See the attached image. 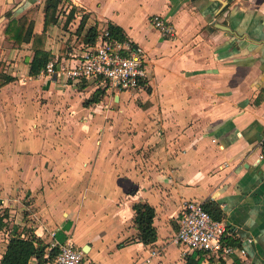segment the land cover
I'll return each mask as SVG.
<instances>
[{"label":"crops","instance_id":"obj_1","mask_svg":"<svg viewBox=\"0 0 264 264\" xmlns=\"http://www.w3.org/2000/svg\"><path fill=\"white\" fill-rule=\"evenodd\" d=\"M44 7L45 0H0V76L14 77L0 86V208L9 209L10 227L34 231L49 244L47 251L71 240L87 264H264V0L62 3L46 31V61L80 51L90 28L99 33L110 24L125 34L114 37L140 45L147 55L145 88L106 93L120 108L104 112L106 95L85 104L93 84L31 76L33 40L14 47L8 38L10 19L29 11L34 33H42ZM155 14L172 23L175 35L161 34ZM16 83L20 91L12 92ZM39 88L59 99L65 121L56 125L62 129L38 127L40 106L24 107V96ZM133 96L144 104L123 105ZM44 116L51 124L57 120ZM64 191L67 204L60 198ZM69 192L78 193L70 197L72 207ZM88 199L91 213L98 208L102 217L81 218ZM187 199L217 204L229 238L236 239L231 245L246 253L216 260L177 244L173 237ZM137 202L155 207L154 242L138 238ZM9 238L10 230L0 229V259Z\"/></svg>","mask_w":264,"mask_h":264},{"label":"built area","instance_id":"obj_2","mask_svg":"<svg viewBox=\"0 0 264 264\" xmlns=\"http://www.w3.org/2000/svg\"><path fill=\"white\" fill-rule=\"evenodd\" d=\"M152 21L163 36L175 35L174 26L161 14L153 15ZM40 72L48 77L64 76L74 82L86 79L96 88H105L107 94L143 89L149 76L143 48L129 40L113 37L109 27L99 31L94 42L83 44L80 51H73L61 59H48ZM205 202L183 201L173 240L188 251H200L207 258L216 260L227 259L235 252L245 254L246 249L226 242L230 234L229 223L223 218H215L205 208ZM56 244V255L47 264H87L84 251L71 240Z\"/></svg>","mask_w":264,"mask_h":264},{"label":"trees","instance_id":"obj_3","mask_svg":"<svg viewBox=\"0 0 264 264\" xmlns=\"http://www.w3.org/2000/svg\"><path fill=\"white\" fill-rule=\"evenodd\" d=\"M66 1L67 0H45V19L42 33H34L33 11L25 13L20 18L15 17L10 19L6 26L5 32L8 38L13 41L14 47H21L23 42H30L33 40L34 55L29 63L31 76H37L46 61V31L51 24L57 22L60 5ZM73 13L74 9H72L71 15L68 17L69 20L72 18ZM84 18L85 16H83L82 20H84ZM108 27L113 37L125 38L123 29L120 26L110 24ZM97 34L96 28L92 27L84 39L92 43L96 40ZM61 58L62 57H60V59ZM3 72L4 65L2 64L0 65V73ZM12 80H14L12 75L0 76V86ZM78 82L84 85L90 84L86 79ZM104 95H106V89L98 87L92 93L91 97L85 101V104L89 105L94 102H99L103 99ZM205 208L208 209L215 218L223 217V211L217 204L205 202ZM133 209L135 211L134 221L138 229V238L144 243L154 242L157 239V229L154 225V217L156 214L155 207L147 202H137L134 204ZM9 218V209L0 208V229L10 230V238L6 250L0 259V264H30L33 258L38 260L37 264H47L56 255L58 247H52L47 251L49 244L46 243L44 238L38 236L34 231L26 227H21L19 225L10 227ZM229 237L230 236H227L226 239ZM226 242L234 245L236 244V239L229 238Z\"/></svg>","mask_w":264,"mask_h":264},{"label":"rangeland","instance_id":"obj_4","mask_svg":"<svg viewBox=\"0 0 264 264\" xmlns=\"http://www.w3.org/2000/svg\"><path fill=\"white\" fill-rule=\"evenodd\" d=\"M8 2H11V1H8ZM61 12L63 13V14H67L66 13V9H65V5H63L62 7H61ZM2 27L3 26H1L0 27V29H2ZM103 29V28H102ZM101 29V30H102ZM19 83H16V85H14L12 88H11V90H12V92H18V91H20V88L17 86ZM92 83H90V86L92 87V85H91ZM20 86V85H19ZM34 87V86H33ZM92 88H94V87H92ZM91 88V89H92ZM32 89V88H31ZM136 94V91L135 90H131V91H128V94ZM124 94V93H123ZM114 98V96H112L111 97V95H109V96H105L104 97V105H103V107L101 106L100 108H101V112H104L105 110H107V109H109V108H111V109H114V110H118V108H120L119 107V105H118V103L117 102H115V99H113ZM143 98L141 97V96H133V97H131V98H127V99H125L124 101H123V105H125V106H128L129 104H133L134 102H135V104L136 105H138V104H141V105H143L144 104V101L142 100ZM23 105H24V107H26V108H28V107H32V106H36L37 107V105H39L40 106V110H41V114H40V118H39V120L36 122V124H37V126L38 127H43V128H46V129H49V127H51V126H57L56 128L58 129V130H60V129H62V127L61 126H58V125H56V123H59V124H61L63 121H65V120H63V121H61V116H62V111H64L63 110V107H60V106H58L59 105V99L56 97V95H48L47 94V92L45 91V90H42L41 88H39V89H37L36 90V94L35 95H33L32 97H28V96H24V98H23ZM5 105H9V107L11 108V109H14V106H13V104L12 103H7V101L5 102ZM17 105V104H16ZM59 107V108H58ZM61 109V110H60ZM52 113V114H54L55 115V117H56V119L57 120H55L54 122H52V124H51V122H49L48 120H45L44 119V115L46 114V113ZM92 112H93V110H92ZM100 112V113H101ZM14 113V112H13ZM17 113V112H16ZM94 114H98V112H93ZM37 114V113H36ZM11 115V117L12 118H16L17 116H18V113L17 114H15L14 116H13V114H10ZM37 116H38V114H37ZM105 119H106V121H111V120H113V117H105ZM11 120V119H10ZM48 122V123H47ZM112 134V133H111ZM80 138H81V136H78V140H80ZM79 143V142H78ZM75 146V145H74ZM85 144H82V149H84L85 148ZM105 147V146H104ZM76 148H78V146H76ZM77 150V149H76ZM85 151V150H84ZM83 155H84V153L81 151L78 155H77V161L78 162H80V160H82L81 158L83 157ZM77 162V163H78ZM79 164V163H78ZM78 167H80V164H79V166H75V168H78ZM76 178V177H75ZM71 186H74L75 187V185L74 184H72ZM66 196H68V193L66 192V191H64L63 193H60V198H63L61 201H63V203H65V204H67V200H66ZM77 196H78V193L77 192H69V204H70V206L72 207L73 206V204H74V200H71L70 199V197H72V198H77ZM22 201H24V202H29V200H24V198H23V200ZM30 201H31V198H30ZM53 201L55 202V203H57V202H59L60 200L59 199H56V198H54L53 199ZM91 199H88V200H86L85 201V205H84V208H82L81 210H79V212L81 213V218H87V217H90V215H92V217H96V218H98V217H102L103 215H104V212H100V210H98V208H97V210H94L93 211V213H91V211L90 210H93V208L95 207V206H92V204H91ZM30 203V202H29ZM94 205V204H93ZM57 211L59 212V215H60V209L59 208H57ZM95 214V215H94ZM22 215H24V214H22V212L20 213V217L22 216ZM58 215V216H59ZM79 219H77V221H78ZM10 222H9V225H10V223H11V220H9ZM92 224H94V223H91V224H89V226H92ZM97 227V225L96 224H94L93 225V228H96Z\"/></svg>","mask_w":264,"mask_h":264}]
</instances>
